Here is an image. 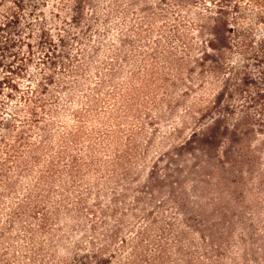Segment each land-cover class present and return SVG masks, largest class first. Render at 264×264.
<instances>
[{
	"label": "rangeland",
	"instance_id": "rangeland-1",
	"mask_svg": "<svg viewBox=\"0 0 264 264\" xmlns=\"http://www.w3.org/2000/svg\"><path fill=\"white\" fill-rule=\"evenodd\" d=\"M249 1L19 0L0 264H264V7Z\"/></svg>",
	"mask_w": 264,
	"mask_h": 264
},
{
	"label": "trees",
	"instance_id": "trees-1",
	"mask_svg": "<svg viewBox=\"0 0 264 264\" xmlns=\"http://www.w3.org/2000/svg\"><path fill=\"white\" fill-rule=\"evenodd\" d=\"M264 0H250V5L252 7H264V4L262 5ZM236 6V5H235ZM20 8L19 0H0V69L5 68V72H8V75L3 72V75L0 77V87L6 86L9 88V93L6 95V97H11V93L14 91H17L18 85L15 83L14 79H12L9 75H14V77H17L18 75H21L24 72H26V57L25 59L20 57L17 58L18 62L14 70H12L13 67H9V65L3 63L6 59L4 57V53L9 51V48L12 47L11 41H8L7 38L2 36V33L4 31V28H15L19 27L20 25V19L18 10ZM20 42V40L18 39ZM26 47H28V44H25ZM14 57H17L16 54H13ZM47 57V55H46ZM25 68V69H24ZM7 114V113H6ZM11 145L9 146V148ZM17 160V158H16ZM3 169V165L0 164V172ZM3 175L0 173V178ZM1 180V179H0ZM2 181H0V187H1Z\"/></svg>",
	"mask_w": 264,
	"mask_h": 264
}]
</instances>
